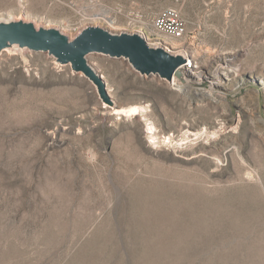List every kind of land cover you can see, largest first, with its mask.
<instances>
[{
	"label": "rangeland",
	"instance_id": "1",
	"mask_svg": "<svg viewBox=\"0 0 264 264\" xmlns=\"http://www.w3.org/2000/svg\"><path fill=\"white\" fill-rule=\"evenodd\" d=\"M168 7L179 39L152 29ZM9 19L189 65L172 85L91 52L103 99L45 51L0 53V264H264V0H0Z\"/></svg>",
	"mask_w": 264,
	"mask_h": 264
},
{
	"label": "water",
	"instance_id": "2",
	"mask_svg": "<svg viewBox=\"0 0 264 264\" xmlns=\"http://www.w3.org/2000/svg\"><path fill=\"white\" fill-rule=\"evenodd\" d=\"M13 48L45 51L60 64H69L74 72L82 73L95 85L103 99H108L105 81L87 61L86 55L91 52L123 57L140 74H155L167 80L186 62L184 54L172 52L161 41L151 45L141 32H112L88 25L70 38L57 28L37 27L32 21L0 20V53Z\"/></svg>",
	"mask_w": 264,
	"mask_h": 264
},
{
	"label": "built area",
	"instance_id": "3",
	"mask_svg": "<svg viewBox=\"0 0 264 264\" xmlns=\"http://www.w3.org/2000/svg\"><path fill=\"white\" fill-rule=\"evenodd\" d=\"M152 29H164L172 35H184L185 25L179 12L175 8L168 7L156 14L152 21Z\"/></svg>",
	"mask_w": 264,
	"mask_h": 264
},
{
	"label": "bare ground",
	"instance_id": "4",
	"mask_svg": "<svg viewBox=\"0 0 264 264\" xmlns=\"http://www.w3.org/2000/svg\"><path fill=\"white\" fill-rule=\"evenodd\" d=\"M154 30H155L156 34H164V35H168V36H171L173 38H176V39L177 38L179 39L183 36V35H172V33H170L169 31H165L164 29H154ZM188 65H189V62L188 63L184 62L174 70L173 75H172V81H171L172 85H176L177 77L179 76L180 72L185 69V67H188ZM190 66H192V65H190ZM137 109L138 108L136 107V111H137ZM140 110H141V108H140ZM126 111L127 112H134L135 108L129 107L126 109Z\"/></svg>",
	"mask_w": 264,
	"mask_h": 264
}]
</instances>
